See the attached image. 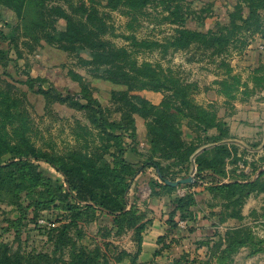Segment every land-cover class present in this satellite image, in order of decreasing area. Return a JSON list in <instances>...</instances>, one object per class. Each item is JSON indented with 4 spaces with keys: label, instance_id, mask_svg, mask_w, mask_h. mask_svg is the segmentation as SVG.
<instances>
[{
    "label": "trees",
    "instance_id": "16d2710c",
    "mask_svg": "<svg viewBox=\"0 0 264 264\" xmlns=\"http://www.w3.org/2000/svg\"><path fill=\"white\" fill-rule=\"evenodd\" d=\"M0 5L12 10L16 18L8 31L0 26V42L13 45L18 56L23 55L20 36L31 50L48 45L76 54L86 50L89 57H80V61L94 77L125 86L113 89L112 105H105L88 79L72 69L70 75L81 86L77 93H64L55 86L46 88L47 78L24 71L25 78L19 81L36 88L48 107L60 103L84 112L87 122L77 119L72 128L74 144L58 150L37 143L26 93L0 70V201L18 212L0 231V264H116L126 258L129 264H144L139 255L143 233L151 220L138 207V198L131 189L139 173L150 168L156 169L159 181H152L151 195H171L182 185H203L214 199L220 200L221 221L242 220L247 199L264 193L263 165L254 167L255 177L241 178L236 168L229 169L230 163L241 159L239 147L232 141L230 127L216 105L196 100L197 84L160 63L139 61L135 53L160 49L165 54L194 47L211 51V55L221 57L219 66L226 68L215 80L216 91L226 102L237 99L240 92L250 95L264 90V62L243 79L226 58L233 47L243 50L255 35L264 37V0H238L226 12L225 20L207 29L205 14L214 9L213 4L196 9L190 0H0ZM100 6L122 11L131 28L149 15V6H162L168 12L163 18L175 24L174 33L163 41L131 33L125 36L132 48L118 46L107 37L115 28L108 21L109 12ZM192 17L196 19L195 26L189 25ZM8 60L9 54L0 47V65ZM142 90L162 92L163 99L156 104ZM137 116L146 122L148 147L139 153L134 149L136 155L142 156L135 162L127 152L137 142ZM186 130L192 136L188 137ZM127 137L131 143L126 142ZM42 162L58 172L63 181L45 173L40 167ZM193 164L194 181L171 183L188 177ZM195 195L190 189L173 199L167 219L169 234L179 219L196 217ZM49 210H58L60 216L56 224L40 229L48 237V248H15L3 238L13 229L19 236L30 215L36 222L42 212ZM100 215L113 220L105 235L131 231L136 250H120L113 256L116 245L110 241L84 244V224ZM166 238L167 235L159 236L158 243H165ZM206 244V258L190 259L184 252L171 264H234L235 255L243 247L264 251V238L243 223L229 227L216 241ZM163 247L154 255L162 254Z\"/></svg>",
    "mask_w": 264,
    "mask_h": 264
},
{
    "label": "rangeland",
    "instance_id": "374dc122",
    "mask_svg": "<svg viewBox=\"0 0 264 264\" xmlns=\"http://www.w3.org/2000/svg\"><path fill=\"white\" fill-rule=\"evenodd\" d=\"M89 1V0H88ZM192 6L200 9L207 4H213L214 9L208 12L204 21V27H216L218 21L225 20L226 12L229 4L233 6V1L236 0H190ZM101 7V6H100ZM149 15L143 16L133 28L129 25V18L120 10H109L101 7V10L109 12L111 24L114 25L113 34L107 37L114 41L118 46H126L132 48L130 40L125 35L134 33L138 38L150 37L163 41L174 33L175 24L170 23L163 18V15L168 13L163 11L162 6H149L147 8ZM16 18L14 12L9 8L0 5V26L6 31L15 23ZM62 25L65 22H60ZM197 24L194 17L190 18L189 25ZM255 36H258L255 35ZM255 38V37H254ZM250 41L249 45L243 50L232 48V51L226 55L234 71L241 74L243 79H247L250 73L258 65L264 62V44L260 42ZM25 38L20 36L19 44L23 55L18 56V52L13 45L8 42H0V47L5 49L11 60L0 65V70L8 79L15 81L19 90L26 93V98L29 101V109L33 116L34 123V138L39 145L45 147H54L58 150H64L69 145L74 144L72 128L75 121L80 119L83 123L87 119L83 111L69 107L65 104L52 103L48 107L44 96L37 93L36 88H30L27 83L20 82L21 78H25L24 71H30L34 76H43L47 78L44 86H55L64 91V93H77L81 86L78 81L74 80L70 75V69L84 75L93 89L95 95L105 105H112L111 91L113 89H122L125 86L114 84L102 78L94 77L89 68L82 65L81 58L89 57V52L84 50L80 54L69 53L62 51L53 46L40 47L31 50L28 45H25ZM139 61H150L160 63L166 69H172L180 77L186 81L197 84L195 92L196 100L202 104L208 105L213 103L216 105L221 118L227 121L231 138L239 147V159L236 163H230L229 169L236 168V174L239 177H255L257 176L254 167L264 166V90H256L250 95H245L240 92L237 99L226 102L224 96L217 93L215 80L220 78L225 73L226 68L220 67L221 57L211 55V51L192 48L187 50L172 51L163 54L160 49L141 50L135 52ZM11 75V76H8ZM141 93L158 104L163 99L164 94L153 90H142ZM137 126L139 134L137 142L128 150L127 157L134 158V161L141 159L142 156L136 155L135 148L139 152L146 151V122L144 118L137 116ZM145 129L143 135L141 130ZM186 135H192L189 130H186ZM127 143H131L129 137L126 138ZM133 148V149H132ZM130 158V159H131ZM136 159V160H135ZM194 165V164H193ZM191 167L188 176L195 180V165ZM41 169L63 181L62 176L56 172L49 164L42 162ZM155 171V174L139 173L135 178L131 192L137 196V205L141 210L146 211L148 219L151 221L144 231V236H149L155 239V243L149 248L144 246L139 255V261L144 264H155L162 262L171 264L175 257L182 255L184 252L189 254L190 259L199 257L206 258L209 247L207 242L216 241L219 234L232 226L240 225L241 223L251 226L255 234L264 238V193L252 195L249 197L243 207L244 218L242 220L228 219L221 221V211L223 209L220 200L214 199L205 186L189 187L182 185L171 195H151L152 181H158V176L155 168L148 171ZM143 174V175H142ZM180 174L179 177H182ZM154 177V178H153ZM159 182V181H158ZM196 187V189H194ZM195 191L196 212L195 218L179 219L178 226L173 233H168L167 219L170 210L172 209V201L174 198L181 196L178 191L186 192L187 190ZM159 201V202H158ZM18 212L14 207L0 201V231L8 223L11 217H17ZM60 216L58 210L44 211L39 216L38 220L31 221V215L28 218L27 224L21 227L19 236L15 230L7 231L3 234V238L10 242L15 248L22 245L27 249H43L48 248V237L40 232L41 228L56 224V219ZM112 217L100 215L92 222L84 224L85 236L82 242L86 245L94 246L96 243L106 244L105 241L116 245L113 251V256L117 255L120 250L135 251L137 243L134 240V235L131 231L122 235H105L107 229L112 227ZM167 235L166 242L158 243V237ZM143 236V238H144ZM164 245L162 254L155 256L154 252ZM108 249V246H105ZM111 249V247H110ZM116 264H129V259L126 258L122 262ZM234 264H264V251L253 252L249 247H243L235 255Z\"/></svg>",
    "mask_w": 264,
    "mask_h": 264
},
{
    "label": "crops",
    "instance_id": "0c3cea01",
    "mask_svg": "<svg viewBox=\"0 0 264 264\" xmlns=\"http://www.w3.org/2000/svg\"><path fill=\"white\" fill-rule=\"evenodd\" d=\"M238 0H236V1H233V3L235 4L236 2H237ZM233 4V5H234ZM229 7L231 8L232 7V5H230L229 4ZM253 41H257V42H260V45L261 44H264V37H261V36H255V38H254V40ZM148 98V97H147ZM150 99V98H149ZM151 100V99H150ZM154 102V101H153ZM154 103H156V104H158V102H154ZM137 120H138V117H137ZM139 121V120H138ZM141 132H142V134L144 135L145 134V129H142L141 130ZM189 136H192V135H189ZM131 158V157H130ZM135 158V157H134ZM134 158L132 159V160H134ZM136 160V159H135ZM137 160H140V159H137ZM151 169V168H150ZM148 172V173H147ZM147 172L145 171V173L144 174H150V175H153V174H155V171H148L147 170ZM143 175V174H142ZM154 178V177H153ZM194 189H196V187H194ZM188 191V190H187ZM186 191V192H187ZM186 192H182L181 193V191H178V195H182V194H185ZM172 194H174V193H172ZM162 195H170V194H167V193H164V194H162ZM174 195H177V194H174ZM159 202V201H158ZM157 238V236L154 238V236L153 237H149V236H144V246L146 247V249H147V247H151L152 246V244H154L155 243V239ZM154 242V243H153Z\"/></svg>",
    "mask_w": 264,
    "mask_h": 264
},
{
    "label": "water",
    "instance_id": "95a60500",
    "mask_svg": "<svg viewBox=\"0 0 264 264\" xmlns=\"http://www.w3.org/2000/svg\"><path fill=\"white\" fill-rule=\"evenodd\" d=\"M187 181H193V177L192 176H188V177L179 179L178 181L171 182V183L174 184V185H177V184H179L181 182H187Z\"/></svg>",
    "mask_w": 264,
    "mask_h": 264
}]
</instances>
